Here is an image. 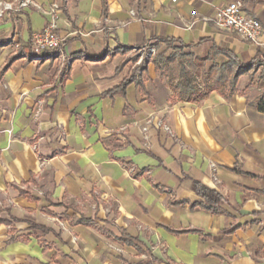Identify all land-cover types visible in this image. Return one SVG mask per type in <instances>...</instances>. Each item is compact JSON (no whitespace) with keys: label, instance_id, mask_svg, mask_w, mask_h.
Segmentation results:
<instances>
[{"label":"crops","instance_id":"0c3cea01","mask_svg":"<svg viewBox=\"0 0 264 264\" xmlns=\"http://www.w3.org/2000/svg\"><path fill=\"white\" fill-rule=\"evenodd\" d=\"M58 1L66 61L2 43L28 49L47 20L34 7L0 18V264H264V0H238L259 44L214 24L231 0ZM165 37L228 49L251 72L232 94L181 101L150 61L143 90L108 93L133 48Z\"/></svg>","mask_w":264,"mask_h":264},{"label":"trees","instance_id":"16d2710c","mask_svg":"<svg viewBox=\"0 0 264 264\" xmlns=\"http://www.w3.org/2000/svg\"><path fill=\"white\" fill-rule=\"evenodd\" d=\"M161 43L168 44L171 47V52L165 54V51H161L151 59V62L156 73L167 79L173 100L199 102L212 91L221 95L232 94L237 91L236 83L239 76L251 72L252 69V64L245 66L228 49L214 47L207 55L198 56L191 51V45L184 44L179 40L165 37L156 39L154 45L158 47ZM218 54L224 55L226 59L223 62L217 61ZM141 66L137 65L130 77L108 93L123 91L126 85L132 81L143 90V81L146 79V75L137 73ZM256 107L264 112V97L257 100ZM194 190L204 199L203 207L207 211L219 212L221 210L219 204L222 197L217 192L198 182L194 183Z\"/></svg>","mask_w":264,"mask_h":264},{"label":"built area","instance_id":"2783aa9c","mask_svg":"<svg viewBox=\"0 0 264 264\" xmlns=\"http://www.w3.org/2000/svg\"><path fill=\"white\" fill-rule=\"evenodd\" d=\"M175 1V0H172ZM32 6L46 17L45 26L31 33L28 41V49H20V44L13 37L6 40V44L17 50L21 56L29 60H38L44 57L39 55L40 51H48L47 54L57 55L62 61L68 60L61 53V45L64 40L57 32L60 3L58 0L50 1L46 6L36 3L34 0H0V18L5 12H17L24 7ZM214 24L220 29L233 30L242 38L259 44L261 24L260 21L250 15H246L241 11V3L238 0H233L227 4L217 8L213 17ZM136 52V64L145 65L151 61L156 53V48L153 44H146L132 49ZM140 72V71H139ZM150 119H146L141 125V131L146 133ZM157 125L165 131L170 132L169 126L162 120L157 121ZM146 137V136H145Z\"/></svg>","mask_w":264,"mask_h":264},{"label":"rangeland","instance_id":"374dc122","mask_svg":"<svg viewBox=\"0 0 264 264\" xmlns=\"http://www.w3.org/2000/svg\"><path fill=\"white\" fill-rule=\"evenodd\" d=\"M37 1H39V2H41V0H37ZM231 1H233V0H231ZM6 42V40H4V41H2V43H5ZM154 47L156 48V53L154 54V56L153 57H155L159 52H164L165 51V54H168L169 52H171V47L168 45V44H166V43H164V48H162L161 49V47H163V46H161V44H159L158 45V47L157 46H155L154 45ZM47 53H48V51H40L39 53H38V56L39 55H47ZM133 54V60H135L136 61V58H137V54H136V52H133L132 53ZM153 57H152V59H153ZM142 63H140V64H135V65H141ZM162 78V77H161Z\"/></svg>","mask_w":264,"mask_h":264}]
</instances>
